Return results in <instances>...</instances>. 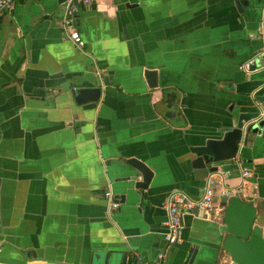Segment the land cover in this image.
Instances as JSON below:
<instances>
[{"label": "crops", "instance_id": "crops-1", "mask_svg": "<svg viewBox=\"0 0 264 264\" xmlns=\"http://www.w3.org/2000/svg\"><path fill=\"white\" fill-rule=\"evenodd\" d=\"M123 1L139 5L80 8L82 49L63 31L58 0H16L0 18V264H121L124 254L149 264L161 249L167 264H232L224 209L185 214L172 247L160 232L172 193L196 200L205 190L194 139L225 128L230 106L263 90L264 58L251 73L240 65L264 49V0ZM71 83L103 85L100 102L75 104ZM241 154L264 199V137ZM129 157L154 171L145 194L128 192ZM108 188L122 199L115 212Z\"/></svg>", "mask_w": 264, "mask_h": 264}, {"label": "water", "instance_id": "water-1", "mask_svg": "<svg viewBox=\"0 0 264 264\" xmlns=\"http://www.w3.org/2000/svg\"><path fill=\"white\" fill-rule=\"evenodd\" d=\"M97 1L99 0L95 2ZM121 1L128 8L139 5L137 2ZM244 1L248 2V0ZM58 2L59 4H64L66 0H58ZM126 35L128 36L127 33ZM261 58H264V55ZM258 63L257 61L253 69L258 66ZM144 75L150 87L154 88L158 86L157 69L147 68ZM105 81H108L107 77H105ZM263 86L260 87L263 90L249 96L247 95L236 107H234L235 105L230 106L231 116L225 124V128H218L211 132L209 136L200 135L194 139L189 149L190 153L194 156L191 160V165L199 181L206 183L207 178L219 168L225 170L236 168L233 165V159L236 158L239 152L241 142L243 141L244 145H247L255 136L264 137V116L262 115V112H264ZM103 92V85L79 86L73 85L72 83L70 84L69 91L75 104L79 106L92 103L98 104ZM127 165L132 169L124 177L128 182V192L138 190L140 193L145 194L153 180L154 171L145 161L138 157H129L127 159ZM213 179L216 181L218 176H213ZM253 180V178L248 180L243 192L236 193L230 198L225 196L221 197V204L224 206V215L219 231L222 236V249L229 255L232 264H264V199H258V197L255 200L257 192L254 186L257 183ZM213 189L215 195L218 196L222 188L215 183ZM116 199L121 204L122 199H119L117 196ZM119 208H121V205ZM118 209L113 211L115 212ZM165 210V226L160 233L166 244H168L166 239L168 232V211L166 208ZM192 212L190 211L188 214ZM182 223L184 225V216L182 217ZM183 233L181 239L183 238ZM162 252L161 249L156 259L149 264L158 262L159 255ZM136 257L140 259L139 254H136ZM126 258L127 255L124 254L121 264H126ZM189 258L183 264H188ZM115 262L116 260L113 258L112 261L107 259L102 264H115ZM164 264H167V259H165Z\"/></svg>", "mask_w": 264, "mask_h": 264}, {"label": "built area", "instance_id": "built-area-1", "mask_svg": "<svg viewBox=\"0 0 264 264\" xmlns=\"http://www.w3.org/2000/svg\"><path fill=\"white\" fill-rule=\"evenodd\" d=\"M96 0H66L64 3L65 10L61 19V25L67 38L78 48H83L85 46V41L78 30V17L80 8L82 6H89L95 3ZM16 3V0H0V18L2 15L10 11ZM264 55V49H261L255 56L247 59L240 65V69L246 73H251L258 69L256 66L259 58ZM264 116V112H262ZM244 142H241L239 152L235 159V169H223L219 168L216 172L212 173L207 179V184L202 196L196 200L189 197L184 192H174L166 200L164 207L168 211V232L166 234V239L168 242V247L177 244L181 241L184 225L182 223V217L190 211L198 209L199 211H204L209 214L212 210L224 209L221 204V197L225 196L227 198L232 197L236 193H241L245 190V183L247 180L253 177V169L246 163L245 159L241 154V150L244 148ZM217 175L218 179L215 181L213 176ZM239 176L241 183L237 185L232 184V179L234 176ZM221 186V192L217 196L214 193V184ZM104 197L107 199L108 210L113 211L120 207V202L116 199L115 194L111 188L104 190ZM167 257L166 252H162L159 255V261L153 264H164Z\"/></svg>", "mask_w": 264, "mask_h": 264}]
</instances>
